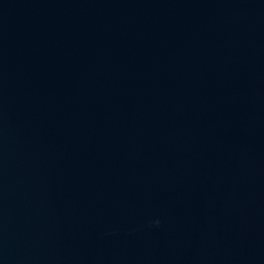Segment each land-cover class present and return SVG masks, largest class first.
<instances>
[{
	"label": "water",
	"instance_id": "1",
	"mask_svg": "<svg viewBox=\"0 0 264 264\" xmlns=\"http://www.w3.org/2000/svg\"><path fill=\"white\" fill-rule=\"evenodd\" d=\"M0 264H264V0H0Z\"/></svg>",
	"mask_w": 264,
	"mask_h": 264
}]
</instances>
